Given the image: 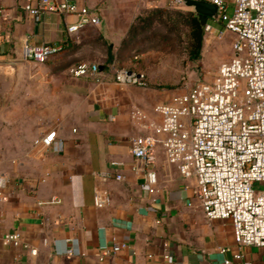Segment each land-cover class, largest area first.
<instances>
[{"label": "crops", "instance_id": "crops-1", "mask_svg": "<svg viewBox=\"0 0 264 264\" xmlns=\"http://www.w3.org/2000/svg\"><path fill=\"white\" fill-rule=\"evenodd\" d=\"M72 1L95 10L100 24L70 33L74 14L38 21L27 5L40 0H0V62L18 66L15 85L10 77L0 80V176L7 180L0 264H225L239 251L232 219L206 216L194 180L167 162L161 144L153 163L132 153L133 139L161 119L156 104L175 94L157 86L152 73L146 87L115 81L121 66L138 70L140 61H153L145 59L155 49L131 47L140 37H130V29L147 10H175L173 0ZM42 44L64 49L36 62L28 47ZM80 62L100 64V79L74 76ZM52 130L59 150L42 144ZM149 171L158 179L152 188ZM97 190L109 204H96ZM51 196L62 203L39 205ZM14 231L29 247L4 243ZM119 243L127 247L113 251ZM241 251L246 261L264 264V248Z\"/></svg>", "mask_w": 264, "mask_h": 264}, {"label": "built area", "instance_id": "built-area-1", "mask_svg": "<svg viewBox=\"0 0 264 264\" xmlns=\"http://www.w3.org/2000/svg\"><path fill=\"white\" fill-rule=\"evenodd\" d=\"M184 1L173 0V5L183 7ZM209 1L217 6L214 21L223 28L218 30L208 23L205 39L223 40L230 33L234 36V57L221 62L212 81L197 82L169 101L156 104L160 121L153 120L147 132L136 136L131 149L136 158L153 163L161 144L167 162L185 179L194 180L193 193L201 200L206 216L232 219L239 251L224 263L253 264L245 260L241 250L264 248V0H234L231 7L227 0ZM27 10L38 21L50 13L76 15L77 20L67 27L70 33L100 24L95 10L79 7L72 0H40L37 6L28 4ZM63 49V45H33L28 47V55L43 62ZM71 73L100 79V64L80 62ZM115 81L125 86H148L144 72L129 68L118 69ZM61 143L56 130L42 138L45 147L56 150ZM115 178L125 176L117 174ZM157 182L156 172L149 171L147 184L152 188ZM6 187V178L0 176V200L7 198ZM61 203L59 196H51L40 200L39 205ZM109 203L110 197L97 190L96 204ZM3 241L29 247L18 231L5 234ZM125 247V243L115 244L113 251ZM31 253L36 255L37 249L31 248Z\"/></svg>", "mask_w": 264, "mask_h": 264}, {"label": "rangeland", "instance_id": "rangeland-1", "mask_svg": "<svg viewBox=\"0 0 264 264\" xmlns=\"http://www.w3.org/2000/svg\"><path fill=\"white\" fill-rule=\"evenodd\" d=\"M181 12L183 17L179 16L180 22L168 25V20L158 19L153 29L151 25L146 30L150 35L157 33L156 39L145 46V49H155L152 50L154 55L152 53L145 59L150 58L153 61L148 65H143L140 61L137 65H141L138 70L146 74L148 81L149 73H152L157 79L156 85L171 90L173 94L184 92L197 82L212 81L221 62L235 55L234 36L227 33L223 40L205 39L201 56L194 59L189 50L188 21L184 18V11ZM209 21L218 30L223 28V24L215 22L214 19L210 18ZM6 76L13 79V69L0 62V80Z\"/></svg>", "mask_w": 264, "mask_h": 264}, {"label": "trees", "instance_id": "trees-1", "mask_svg": "<svg viewBox=\"0 0 264 264\" xmlns=\"http://www.w3.org/2000/svg\"><path fill=\"white\" fill-rule=\"evenodd\" d=\"M184 8V9H182ZM175 10H167L165 8H154L150 9L144 12V14L138 18L136 23H134L130 29V37L135 38L136 36H139L140 39L136 41L131 47L142 49V44H147L149 42H152L156 39L157 33H153L150 35L148 33V29H150L151 25L153 29L155 27V23H157L158 19L159 21L165 20L167 21V24L172 23H178L180 22L179 19L183 17L181 15V10L184 11V18L188 21V37H189V50L191 52V55L194 59L199 58L202 54V49L205 42L206 37V31L205 28H203L199 18L194 14V12L185 7L180 8H174ZM178 15V16H177ZM172 21V22H171ZM144 44V45H145ZM143 45V48H145ZM138 51L134 53V55L138 54ZM114 60H112L110 63H113ZM119 69H123L121 66Z\"/></svg>", "mask_w": 264, "mask_h": 264}, {"label": "water", "instance_id": "water-1", "mask_svg": "<svg viewBox=\"0 0 264 264\" xmlns=\"http://www.w3.org/2000/svg\"><path fill=\"white\" fill-rule=\"evenodd\" d=\"M184 6L189 7L192 9L194 14L199 18L203 28L206 27V25L209 22V19L216 18L217 15V6L210 2L209 0H185ZM4 65L7 68L13 69V80L14 84L18 80V66L16 63L7 62L4 63Z\"/></svg>", "mask_w": 264, "mask_h": 264}]
</instances>
